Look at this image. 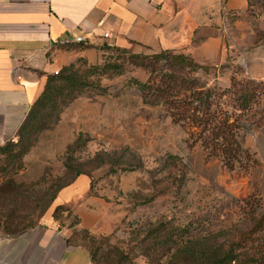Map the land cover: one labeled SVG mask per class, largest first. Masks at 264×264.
Wrapping results in <instances>:
<instances>
[{
    "label": "crops",
    "instance_id": "crops-1",
    "mask_svg": "<svg viewBox=\"0 0 264 264\" xmlns=\"http://www.w3.org/2000/svg\"><path fill=\"white\" fill-rule=\"evenodd\" d=\"M259 5L258 0H0V146L18 139L48 75L71 63L80 70L102 64L109 52L104 44L127 54L188 55L214 81L226 78L229 61L246 60L254 70L264 63V45L255 33L264 29ZM80 36L82 41L73 40ZM63 38L71 41L60 45ZM128 65L140 76L128 72ZM124 68L119 76L100 77L105 92L90 87L63 108L55 126L25 154L21 181L35 180L79 132L94 140L97 151L128 146L140 155L180 153L182 134L169 139L162 113L144 105L137 86L127 83L131 77L144 81L147 73L129 61ZM135 177L136 171L112 174L92 188L90 177L79 175L36 225L0 230V264H93L85 246L66 239L82 229L113 230L126 214L127 198L121 197L136 187ZM57 205L69 207L79 223L55 221L51 214Z\"/></svg>",
    "mask_w": 264,
    "mask_h": 264
},
{
    "label": "rangeland",
    "instance_id": "rangeland-1",
    "mask_svg": "<svg viewBox=\"0 0 264 264\" xmlns=\"http://www.w3.org/2000/svg\"><path fill=\"white\" fill-rule=\"evenodd\" d=\"M258 2L264 13V0ZM261 30L255 28L256 35ZM256 41L264 45V37H257ZM111 52L110 57L117 58L119 62L127 61L126 54L118 50ZM229 62L225 64L228 69L224 80L214 81L213 74L200 69L193 75L208 86L228 88L233 84V92L226 98V104L230 107L240 102V93L252 91L255 85V94L263 99L264 94H260L259 86L261 84L264 87V63L250 70L246 60ZM148 66L156 73L165 67L162 62H150ZM127 68L128 72L140 76L139 70L131 69L130 65ZM133 92L138 93L136 88ZM157 108L162 113L164 134L169 139L179 138L182 134L183 149L176 154L140 155L136 152L139 156L125 155L119 162L116 160L119 153L112 154L110 160L117 169L137 165L140 160L142 162V167L135 170L136 187L127 196L121 197L127 198L126 214L109 233L93 234L87 230L76 233L73 238L75 243L85 246L94 255L96 264H178L181 261H171L174 250L188 239L202 237L214 247L223 242L227 247L239 241L244 244L239 247V251L253 248L252 253L259 256L261 251L264 252V229L253 234L255 240L244 239V235L264 214V102L256 104L248 114L246 126L239 129L238 141L249 158H245L241 166L237 163L232 169L225 167L218 157L207 159L199 143H192L191 132L172 121V110ZM240 113L237 111V114ZM84 139L85 143H73L63 154L56 155V160L47 161L48 164L38 176H45L46 183L43 186L56 183L59 179L63 181L67 177L64 170L67 156H72L74 167L91 175L92 188L99 180L112 175L108 172V165L96 168V162L91 160L100 148L87 135L82 137ZM168 146L170 150H175L171 143ZM176 147L180 149L178 145ZM167 154L177 156L179 162L186 165L182 179L180 171L174 168ZM27 158L23 156L21 160L13 161L0 153V182L10 177L21 181ZM21 213L36 216L38 210L31 211L27 207ZM3 225L0 223L1 231L4 230Z\"/></svg>",
    "mask_w": 264,
    "mask_h": 264
},
{
    "label": "trees",
    "instance_id": "trees-1",
    "mask_svg": "<svg viewBox=\"0 0 264 264\" xmlns=\"http://www.w3.org/2000/svg\"><path fill=\"white\" fill-rule=\"evenodd\" d=\"M257 37H264V29L257 33ZM102 48L109 51L102 64L80 70L74 63H71L60 69L58 74L47 76L44 89L30 106L17 130L18 139L9 140L0 146V153H4L13 161L21 160L37 142L40 134L55 126L63 108L78 95L90 87L105 92L107 88L101 87L100 77L104 75L115 77L125 71L126 62H119L117 58L109 56L112 50H118L123 55L126 54L127 61L147 73L144 81L131 77L127 82L137 86L143 104L172 110L170 112L172 121L191 132L192 143H199L207 159L218 157L225 167L232 169L237 163L241 166L242 161L249 158L247 151L240 146L238 132L240 128L246 126L245 121L248 119L249 112L255 108L257 103L264 102V98L259 99L257 96L259 94L254 92L257 85L250 92L240 93L238 95L240 102L230 107L226 104V98L232 91L233 84L228 88L219 85L208 86L206 82L193 75L201 66L188 55L162 51L147 56L127 54L124 50L112 48L106 44ZM150 62H162L165 67L160 73H156L149 69L148 63ZM259 88L260 94H264V87L260 84ZM237 111L241 113L237 114ZM239 116L242 118L238 119ZM84 135L87 134L79 132L76 138L66 146V149L76 142L85 143L86 140H82ZM112 150L113 153L99 150L94 154L91 161L96 162V168L108 165L109 174H117L135 171L142 167L140 160L137 165L117 169L114 166L115 163L110 160L112 154L119 153L116 158L117 162L121 161L125 155L134 157L138 154L128 146ZM167 155L174 168L180 171L182 179L185 176L186 165L179 162L177 156ZM72 161V156L65 158L64 170L67 177L63 181L59 179L58 182L47 186H43L46 183L44 175L29 182L16 181L12 177L0 182V223L4 224V232H16L19 229L36 225L49 210L61 189L71 184L79 175L84 174L91 177L88 172L74 167ZM27 207H30L31 211L38 210V215L32 216L30 213L22 215L21 211ZM51 216L58 222L70 219V226L79 223V218L64 205L55 206ZM261 229H264V214L256 220L252 229L244 235V239L255 240L253 234ZM85 230L74 231L66 241L75 243L74 235ZM241 245L244 244L238 241L236 244L230 243L225 247V242H223L214 247L206 238H192L174 250L171 261H181L178 264H264L263 251L256 256L255 252L252 253L253 248L239 251ZM90 257L92 263L96 264L94 255L90 253Z\"/></svg>",
    "mask_w": 264,
    "mask_h": 264
},
{
    "label": "built area",
    "instance_id": "built-area-1",
    "mask_svg": "<svg viewBox=\"0 0 264 264\" xmlns=\"http://www.w3.org/2000/svg\"><path fill=\"white\" fill-rule=\"evenodd\" d=\"M103 36L104 37H109V33L108 32H105L104 34H103ZM75 42H80V41H82L83 40V37H76V38H74L73 39ZM71 40L69 39V38H63V39H60L59 41H58V43L60 44V45H65V44H68L69 42H70ZM58 72H59V70H54L53 71V74H58Z\"/></svg>",
    "mask_w": 264,
    "mask_h": 264
}]
</instances>
